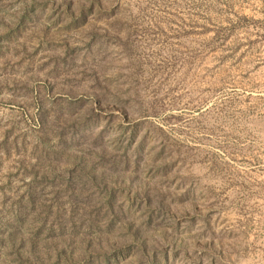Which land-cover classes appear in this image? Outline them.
<instances>
[{
    "label": "rangeland",
    "instance_id": "1",
    "mask_svg": "<svg viewBox=\"0 0 264 264\" xmlns=\"http://www.w3.org/2000/svg\"><path fill=\"white\" fill-rule=\"evenodd\" d=\"M0 264H264V0H0Z\"/></svg>",
    "mask_w": 264,
    "mask_h": 264
}]
</instances>
